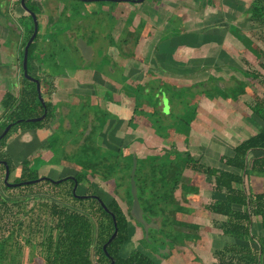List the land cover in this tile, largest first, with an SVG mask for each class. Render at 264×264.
<instances>
[{
	"label": "crops",
	"instance_id": "1",
	"mask_svg": "<svg viewBox=\"0 0 264 264\" xmlns=\"http://www.w3.org/2000/svg\"><path fill=\"white\" fill-rule=\"evenodd\" d=\"M8 1L0 0V7L5 8ZM11 1L10 10H7L12 14L8 21L16 22L18 29L21 26L20 34L17 33L20 36L16 34L13 42L7 37L3 45L14 52L7 58V64L13 67L30 20L20 0ZM94 1L100 0H24L28 6L37 9V24L39 18L41 25V40L30 61L32 76H40L44 96L51 94L46 99L51 105L56 104L57 109L43 124L17 127L0 143V154L13 166L12 176L20 175L23 170L20 167L26 166L24 170L30 171L36 161L43 165L45 175L51 179L73 176L78 166L68 160L75 161L74 152L79 150L78 145L82 142L84 124L87 125L85 133L90 126L96 127V113H101L105 122L102 128H95L91 142L100 145L104 154L112 155V144L124 145V155L133 153L140 158L151 153L172 156L173 150L188 151L193 159L204 165L237 172L220 162V157L231 156L233 147L249 135L241 134L246 117L236 115L232 107L235 105L225 109L222 105H210V102L238 100L239 96L231 99L230 94L219 97L215 86L219 85L221 91H225L236 81L246 89L243 85L247 80L245 74L253 70L247 63L261 59L249 43L257 45L253 34H246L247 30L256 27L255 21L249 18L251 0H142L137 3L118 0L111 1L113 6L95 5ZM103 15L112 21L107 38L93 28ZM244 21L247 24H243ZM6 30L13 33L8 26ZM78 39L90 48V57L91 43L99 48L94 61L96 66L91 65V58L81 61L84 57L76 47ZM7 41L11 45L7 46ZM61 41L76 52V55L70 54L80 59L72 69L54 55ZM11 71L4 77L8 87L0 88V99L5 91L15 94L20 89L19 76L12 68ZM107 72L117 74L111 77ZM149 73L174 87L203 83L195 90L200 93L192 98L195 110L188 123L187 138L174 131L173 136H156L145 119L131 116L134 84L150 81ZM101 89L105 93L110 90L112 101L108 98V103H99L100 97L95 93ZM77 95L90 97L93 102L90 103L91 110L89 103H84L83 108L80 106V117L75 123L69 111L77 110L73 104H77L74 100ZM108 105V109H104ZM163 105L166 106L165 98ZM2 113L0 103V121ZM248 115L252 118L250 111ZM101 132L103 135L109 133L108 140ZM256 177L251 175L249 179ZM224 195L225 188L214 190L211 176L190 167L184 168L170 203L161 213L180 223L175 226L179 235L167 236L171 244L163 246L159 252L144 248L139 242L144 236L142 227L128 216L126 239L119 249V256L126 257L137 250L155 264H216L215 250L225 244L243 243L222 235L214 225L217 222L214 218L222 220L223 217L206 208L213 200L223 199ZM117 202L126 213L125 196L121 195Z\"/></svg>",
	"mask_w": 264,
	"mask_h": 264
},
{
	"label": "trees",
	"instance_id": "2",
	"mask_svg": "<svg viewBox=\"0 0 264 264\" xmlns=\"http://www.w3.org/2000/svg\"><path fill=\"white\" fill-rule=\"evenodd\" d=\"M24 4L37 18L36 10L28 6L27 3ZM249 12V18L256 23V34H261L264 37V0H251ZM28 17L30 26L25 30L26 33L17 55L20 89L15 94L5 91L0 99L3 107L0 132L7 123H11V127L8 130L10 131L15 124H23L21 127L39 126L51 116L52 105L48 99H45L44 94H42L45 89L39 84L40 95L44 102L46 113L40 121L26 122L24 120L40 115L43 110L37 98L34 83L25 79L21 71L22 48L32 31L31 18L29 15ZM15 31L19 32V29H14L13 33ZM36 35L37 32L27 47L26 71L30 76H32L30 61L35 48L34 39ZM249 43L252 45L255 55L263 60L260 61L259 66L264 71V39L263 48L250 41ZM6 45H10L8 41ZM13 49L15 51V48ZM13 53L10 52L11 56ZM247 73V80L251 82L252 87L260 86L262 92L259 96L254 94L251 102L246 104L251 115L259 124L254 133L249 134L233 147L231 156L220 157V162L225 164V166L236 169L237 172L204 165L198 162L197 159H193L188 151L182 153L173 150L172 156L168 154L161 155L162 158H165L162 163L151 164V162L148 163L144 158H138L133 153L124 155L122 153L124 145H112L115 149L112 150V158L109 159L106 155L108 153L104 154L100 145L91 142L92 135L96 132V129L90 126L88 132L85 133L87 125L84 126L85 131L81 133L82 142L79 144V151L81 150L87 154L83 155L82 153V164L78 167L73 177L76 186L81 183H87L89 181L88 177H98L102 181L112 179L114 194L112 193L113 197L107 202L94 193L90 186H86L82 194H96L114 215L116 234L105 246V251L112 258L113 264H155L137 250L132 251L126 257H121L118 254L123 241L126 239V218L130 216L128 210L131 201L129 191L131 155L135 156L133 180L138 203L142 210V218L146 222L153 220L157 224V228L148 227L147 235L143 238L145 242L151 244V249L157 252V249L171 244L166 239L167 236H171V228H164L165 221L169 223L170 227L179 226L180 223L162 216L161 213L165 205L171 201L170 196L178 184L182 170L190 167L194 171L211 176L214 190L218 191L220 188H225L224 198L213 200L206 208L223 217L222 220L214 223L222 235L243 242L241 244H225L215 250L214 258L216 264H264V190L253 192L248 185L251 175L264 178V76L255 70ZM149 74L152 76L150 81L134 84L135 96L134 103H132L131 116L144 112L143 108L147 106L150 108L147 111V116L152 117L157 131L161 132L163 130L161 133L163 134L166 127H172L174 132L184 134L189 129L190 118L186 119L182 115L169 111V107L174 102L187 103V101L176 97V93L179 92L181 96V93L188 92L185 91L186 88H192L194 84L174 87L172 84L154 77L151 73ZM33 77L38 79L37 76ZM38 81L40 82L39 79ZM202 84L196 83V87L199 89ZM226 88L225 91H221L219 85L215 86L218 95L223 94L222 96H226L230 94L231 99H236L245 93L240 83L235 81ZM196 93L200 92H192V95L190 97L187 95L186 98L192 99ZM164 98L166 106L163 105ZM165 113H174L175 115L167 122L164 120L163 123L161 117L162 115L165 116ZM169 114L167 115L169 116ZM16 119L23 120L15 123ZM8 131L1 138L0 143L6 137ZM0 159L6 161L10 173L12 171L10 161L2 154H0ZM164 161L167 162L164 163ZM0 166L1 170H3V166ZM146 167L147 171L145 172ZM1 174L0 188L11 191L12 187L5 186L1 181ZM30 178H36V176L32 177L30 171H25L20 173L18 177L13 178L12 182ZM39 184L37 182L36 185ZM43 184L49 186L51 188L49 190L54 192L53 195L58 196L60 200H56L55 198L57 197L54 198L52 197L53 195L49 197L42 195L31 197L33 202H35L30 205L31 208L39 206L40 208L37 210H39L38 213L41 215L31 214L33 212L31 210L26 215L28 219L16 217L15 211L11 209L13 206H19V209L17 208L16 210L21 211L20 207L22 206L21 201L23 198L15 199L9 195L5 200L0 196V264H11L23 247L29 248L32 253L39 256L43 264H109V257L102 250V244L113 230L109 213L105 212L92 197L80 198L73 196L71 193L73 180L70 178H66L59 183H51L45 180ZM19 188H21L19 192H24L30 191L32 186L22 185ZM117 188L122 191L121 194L126 198V213L123 212L116 200V196L119 193L116 190ZM68 201L72 203L68 204ZM45 216L47 217L45 218ZM157 220L158 223L162 221V227H159Z\"/></svg>",
	"mask_w": 264,
	"mask_h": 264
},
{
	"label": "rangeland",
	"instance_id": "3",
	"mask_svg": "<svg viewBox=\"0 0 264 264\" xmlns=\"http://www.w3.org/2000/svg\"><path fill=\"white\" fill-rule=\"evenodd\" d=\"M93 3L95 5H105V6H113L114 5V3L111 2V1H96V2L94 1ZM11 4H12V1L9 0L7 2V5H5V8L0 7V78H1L0 79V88H2V89L3 88L6 89V87H8L7 83L5 81H3V80H4V77L8 76L9 72L11 71V68L13 69V72H15L16 75L19 76V72H18V68H19L18 67V59L16 60L17 63L13 64V67H12V65H8L7 64V62H8L7 61V58L10 57L11 54H9V52H10V51H8L9 48L8 47H5L3 45L4 39L7 40L6 38L8 37V39L11 40V42H13L15 40V38H16L15 35L18 33V31H15V33L13 34L11 32H8V30H6L7 26L10 27V28H12L13 30L14 29H18V26H17L16 22L13 23V21H11V20L8 21V19L11 18L10 15L12 13L9 14V11L7 9L10 10V8H8V7ZM35 10H37V9H35ZM63 13L64 12H62V14ZM37 14H39V13H37ZM243 24H247V21H244ZM38 25H39L38 26V29L39 30L37 31V35H36V37L34 39L35 46H38L39 45V42L41 40L40 37H39L40 36V30H41V25L39 23V18H38ZM111 25H112V21L109 18H107L106 16L103 15V16L100 17V20L95 23V25L93 26V28L96 27V29L94 31L96 32L98 30L99 34L100 33H103L104 36L107 38L108 30L110 29ZM250 26H252V25H250ZM242 27H246V25H242ZM19 31H20V28H19ZM256 33H257V29L256 28H254L253 30H250V31H248V30L246 31V34H248L249 36H251V34H253L252 37L255 40V43H257V46H259L260 48H263V39H264V37L261 34H256ZM100 36H101V34H100ZM19 41H21V40H19ZM88 42H90L89 39H88ZM91 44L93 46V49H92L93 51H92V56L90 57L91 59L90 58L89 59L91 60L90 62H92L91 65L92 66H96V64L94 63V61H95V57H96V52L98 51L99 48L97 49V46L94 43H91ZM59 45L56 46L54 55L56 57L58 56L60 58V61H63L65 63L64 64L65 66L68 65V67H70L69 69H72V67H74L76 65V63H75L76 60H80V59H77L76 56L74 57V55L70 54L71 52H74V51H72L71 49H69V47L66 46L64 44V42L61 41V46H59ZM74 54L76 55V52H74ZM89 59L88 58H84V59L82 58L81 61H85V60L87 61ZM260 61H263V60L260 59ZM260 61H259V59L258 60L255 59V60H253V63L250 62V63H247V65H248V67L250 66L253 70L260 72L264 76V71L259 66V62ZM117 69L115 68V70H116L115 72H118ZM11 73H12V71H11ZM108 74L109 75H112L111 77H113L114 75L116 76L117 73H115V74L114 73H108ZM36 76H37V78L39 80H41L40 76H38V75H36ZM243 85H245V88L247 89V92H245L244 94H242V97L239 96V99L238 100H236L234 102H231V101H228V102L221 101L220 102L219 100H213V101L210 102V105L211 104H214V105H216L218 107H220V105H222L221 107H223L225 109H227V107L229 108L232 105H235V106H232V107H233L236 115L237 116H240V117L241 116L242 117H244V116L246 117L245 118V122H246L245 124L246 125L241 130V132H242L241 134L244 135V136H246L248 134H251V133L255 132L257 130V127H258V124H259L258 121L253 116H252V118H249L248 117L249 116L248 115L249 114V110H248L246 104L249 103V102H251V98H252V96L254 94L259 96V95H261L262 92L260 90V86H256L255 88L252 87V84H251V82L249 80H244L243 81ZM17 86H18V84H17ZM241 87H242V85H241ZM200 88H201V86H200ZM246 89H244V90L246 91ZM183 90H185V89H183ZM195 90H198V88L196 87V85H194L192 88H189V89L186 88L185 91H188V92L181 93V96H180V93L177 92L176 93V97L180 98V100L187 101V103L186 102L185 103L183 102L182 104H180V103H175L174 102L172 104V109L171 110L175 114H178L180 116L182 115V117H185L186 119L187 118H192L193 117V111L195 110V109L193 110V106H194V103L195 102L192 101L193 99H190L189 97H190V95H192L191 94L192 92H195ZM108 91H110V90H107L106 93H105L104 90L101 89L100 91H97V93H95V94H98L99 95L98 97H100L99 100H98L99 103H101V102H107L108 103V101H107L108 98H110L111 101H112V93L110 95V92H108ZM42 94H44V93L42 92ZM50 95L51 94H46V96H44L45 99L47 97H49ZM108 95H110V96L108 97ZM187 95H189L188 98H186ZM222 95L223 94H220L219 97L222 98L223 97ZM224 97H227V95L224 96ZM186 99H188V100H186ZM74 100H76L75 102H77V104L76 103H73L75 106H77V108H76L77 110L76 111H69L70 115L72 116V119L74 118L76 120L77 117H80V113H79L80 106H82V108H83L84 106H86L85 104H88L89 103L88 104V107L90 108V110L92 109V107L90 106V103L92 104L93 101H91L90 97H87L85 95H77V96H74ZM118 101L120 102V98L118 99ZM208 104H209V102H208ZM108 107H109V105L107 107H105L104 109H108ZM56 109H57V105L56 104H54V105L51 106V116L54 114V112L56 111ZM236 109L238 111H236ZM240 109H242L243 111H241ZM143 110H144V112H142V113H139V114L136 113L135 114V117H141V118L145 119V121H147V123L149 124L150 128H152L151 130L155 132L154 134L156 136L167 137L168 135L173 136L175 134L173 132V130H172L173 129L172 127L171 128L166 127L164 129L163 134H161L163 130L161 132L160 131H157V129L154 127L155 124L152 121V117L147 116V111H149L150 108H148L147 106H145L143 108ZM177 111H180V112H177ZM169 113H165L166 114L165 116L162 115L161 118L163 120V123H164V120H166L165 122H167L169 119H171V117H173L175 115L174 113H171V114H169ZM104 114L107 115V117H108V113H105L104 112ZM167 114H169V116ZM95 119H96V122H97L96 127H98V128L101 127L102 128L103 123L105 122L104 116H102L101 113H99V114L96 113ZM74 122L76 123L77 120L74 121ZM21 126H23V124H15V126H13L10 129V131L13 130V129H16L17 127H21ZM84 126H85V124H84ZM96 127H94V128H96ZM10 131H8V134L10 133ZM177 132H183V131H177ZM100 134L103 135L102 132ZM178 134H179L178 136H180V137H183V138L186 137L187 138L188 137V134H189V130L186 131L184 134H182V133H178ZM104 135H103L104 138L108 140L109 133L104 134ZM103 136L100 137L101 140H102ZM135 142L137 143L138 141L136 140ZM112 145H114V144H112ZM102 147H106V146H102ZM138 147H140V145H138ZM110 148H112V150L115 149L114 147H110ZM127 148H128V146H127ZM78 149H79V145H78ZM140 150L141 149L139 148V151ZM123 152H126V149H123ZM82 153L83 152L81 150L80 151L78 150V151L74 152V156H76V157H74L73 159H75V161H71V160H68V161L69 162H74V164L79 167L82 164V159H81L82 158ZM86 154L87 153H83V155H86ZM106 155L108 156L109 159L112 158V155L111 154H106ZM131 157H132V155H131ZM143 158L146 161H148V163L151 162V164L152 163L157 164L159 162L162 163V160L165 159V158H162L159 153L158 154L157 153H151V154H148V155L144 156ZM131 161H132V158H131ZM166 162L167 161H164V163H166ZM42 166L43 165L39 161H36L33 164L32 169L30 170V175H32V177L33 176H36V177L46 176L45 175L46 172H44V169L42 168ZM24 168L26 169L27 167L26 166L25 167H20V169H23V170H21V173H23V172L26 171V170H24ZM12 169H13V166H12ZM1 171H2V174H1ZM12 171H10V173L8 175V181H10V182H12V180L14 178L12 176ZM146 171H147V167H146L145 172ZM0 174H1V181H2L3 170H1V166H0ZM30 179H34V178H30ZM88 180L89 181L87 183H83V184L81 183V184H78L76 186V189H75V193L76 194H82L85 191L86 186H88V187L90 186L94 190V193L98 194L100 197H102V199H105L106 202L111 197H113V194H114L113 192L114 191H113L112 179H109V180H106V181H102L98 177H88ZM38 183H40V184L39 185H36L37 183L26 184V185H29V186L31 185L32 188H31L30 191H24V192H19V190H21V188H19V187L22 186V185L12 187L11 188V191L10 190H3V189L0 188V196L3 199H5V200L7 199V197L9 195H11V197L12 198H15V199H21V198H23V200L21 201L22 206L20 207V210L21 211L16 210L17 208L19 209V206H17V207H14L13 206L11 208L13 211H15L16 217H21V218H24V219H28L26 217V215H28V212H30L31 210H33V212H31V214H35L36 213L38 215H41V214L38 213L39 210H37V209L40 208L39 206H33V208H31L30 205L35 203V202H33V199H31V197L33 198V196H37V195H42V196H45V197H49L50 195L52 196L54 192H51V190H49V189H51V188H49V186H47L46 184H43V183H45V180H41ZM248 185H249V187L251 186L252 189L251 188L250 189L253 192H258L260 190H264V178H260V177L251 178L248 181ZM118 189L119 188L116 189L117 191H119V193L116 196V200L117 201H120V198L119 197L122 194H121L120 189L119 190ZM53 191H55V190H53ZM25 195H27V196H25ZM52 197H54V198L57 197L55 199L58 200V201L60 200V199H58L59 198L58 196L53 195ZM67 203L70 204L72 202L68 201ZM121 207H123V206L121 205ZM35 209H36V212H35ZM42 216L44 217V215H42ZM46 217L47 216H45V218ZM218 220L219 219H215L214 218V221H218ZM158 225H159V227H162V221L159 222ZM252 226H254V225H252ZM164 228H171L170 235H174V234L178 233V231L175 230L176 227H174V226L170 227V225H169V223L167 221H165ZM263 233H264V230H263ZM177 235H179V233ZM156 237H157V235H156ZM143 238H144V236H143ZM139 242H140V244H142V247H144V248H148L149 249V247L151 245L150 243L145 242L144 239H141ZM159 250H163V249L162 248L161 249H157L158 252H159ZM11 264H43V263H42V259L39 256H37L34 253H32L29 248L23 247L17 253V255L14 258V261Z\"/></svg>",
	"mask_w": 264,
	"mask_h": 264
},
{
	"label": "water",
	"instance_id": "4",
	"mask_svg": "<svg viewBox=\"0 0 264 264\" xmlns=\"http://www.w3.org/2000/svg\"><path fill=\"white\" fill-rule=\"evenodd\" d=\"M86 1V0H85ZM103 1V0H100ZM105 1H118V0H105ZM119 1H126V2H141L142 0H119ZM20 5L21 7L28 13V15L31 18L32 21V31L31 34L29 35L28 39L26 40L23 49H22V59H21V71H22V75L25 79L31 81L34 83L35 85V90H36V94H37V98L39 100V102L42 105V113L39 116L36 117H30V118H26L24 119L26 122H36V121H40L45 113H46V109H45V105L44 102L42 100V97L40 95V90H39V81L38 79L34 78L33 76H30L27 71H26V55H27V47L29 45V43L32 41L33 37L35 36L36 32H37V19L35 14L29 10L25 5H24V0H20ZM76 46L79 48L81 55L84 58H90V48L84 43V41L82 39H78L77 40V44ZM23 119H16L15 123L20 122ZM11 127V123H7L4 128L1 130L0 132V140L1 138L7 133V131L9 130V128ZM0 165L3 166V177H2V182L5 186L7 187H14V186H19V185H26V184H33V183H37L41 180H46L49 181L51 183H59L62 180H65L66 178H70L73 180V185L71 187V193L73 194V196L75 197H80V198H84V197H92L93 199H95L99 205L103 208V210L107 213H109L111 220H112V225H113V230L111 232V234L109 235V237L107 238V240L102 244V250L105 253V255L107 257H109V264H113V260L110 256H108L107 252L105 251V246L106 244H108L115 236L116 234V224H115V220H114V215L112 212H110L106 206L104 205V203L102 202V200L96 195V194H76L75 193V188H76V182L74 180L73 176H68V177H63V178H59V179H51L49 177L46 176H40V177H36L34 179H28V180H22V181H18V182H10L8 181V175H9V169H8V165L6 163L5 160L0 159ZM134 169H135V156L132 155V161H131V167H130V173H129V191H130V195H131V202H130V207H129V215L134 219V221H136L138 224H140V226L142 227L143 230V235L144 237H146L147 235V229L148 227H154L157 228V224H155L153 222V220H149L148 222H146L143 218H142V210L139 206L138 203V199L136 196V190H135V185H134V180H133V174H134ZM165 251H167L166 248H164Z\"/></svg>",
	"mask_w": 264,
	"mask_h": 264
}]
</instances>
